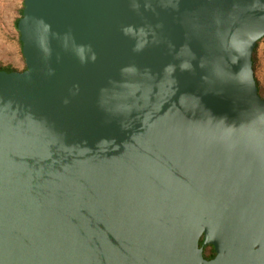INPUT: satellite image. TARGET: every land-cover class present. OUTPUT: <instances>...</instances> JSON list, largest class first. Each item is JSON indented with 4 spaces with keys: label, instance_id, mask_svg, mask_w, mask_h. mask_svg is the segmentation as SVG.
<instances>
[{
    "label": "water",
    "instance_id": "water-1",
    "mask_svg": "<svg viewBox=\"0 0 264 264\" xmlns=\"http://www.w3.org/2000/svg\"><path fill=\"white\" fill-rule=\"evenodd\" d=\"M18 30L0 264H264V0H25Z\"/></svg>",
    "mask_w": 264,
    "mask_h": 264
},
{
    "label": "rangeland",
    "instance_id": "rangeland-1",
    "mask_svg": "<svg viewBox=\"0 0 264 264\" xmlns=\"http://www.w3.org/2000/svg\"><path fill=\"white\" fill-rule=\"evenodd\" d=\"M22 0H0V67H12L18 71L26 68L25 59L17 42L14 22ZM257 78L264 89V40L258 49Z\"/></svg>",
    "mask_w": 264,
    "mask_h": 264
},
{
    "label": "trees",
    "instance_id": "trees-1",
    "mask_svg": "<svg viewBox=\"0 0 264 264\" xmlns=\"http://www.w3.org/2000/svg\"><path fill=\"white\" fill-rule=\"evenodd\" d=\"M24 1L25 0H22L21 1V6H20V9L18 11V17L16 18L15 22H14V28L16 30V33H17V42L21 48V52H22V55H23V44L22 42L20 41V32L18 30V25H19V22L20 20L22 19V16H23V11H24ZM264 40V38L262 40H260L257 44V47L255 49V52H254V55H253V64H254V71H255V76H256V80H257V84H258V88H259V93L260 95L264 98V89H263V86L260 84V81L259 79L257 78V71H258V67H259V58H258V49H259V46H260V43ZM24 57V56H23ZM27 68H25V70L23 71H18L16 69H13L12 67H0V72L1 71H7V72H12V71H18V72H24L26 71ZM203 239L201 240V245L203 243ZM204 257L206 260H212L216 257V251H215V248L213 246H207L205 247V251H204Z\"/></svg>",
    "mask_w": 264,
    "mask_h": 264
}]
</instances>
